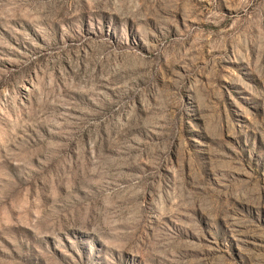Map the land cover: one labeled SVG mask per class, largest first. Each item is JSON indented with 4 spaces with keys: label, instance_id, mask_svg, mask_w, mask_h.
Masks as SVG:
<instances>
[{
    "label": "rangeland",
    "instance_id": "rangeland-1",
    "mask_svg": "<svg viewBox=\"0 0 264 264\" xmlns=\"http://www.w3.org/2000/svg\"><path fill=\"white\" fill-rule=\"evenodd\" d=\"M0 264H264V0H0Z\"/></svg>",
    "mask_w": 264,
    "mask_h": 264
}]
</instances>
